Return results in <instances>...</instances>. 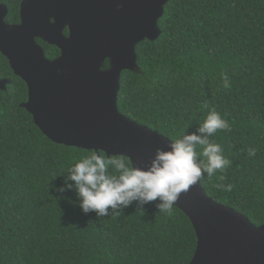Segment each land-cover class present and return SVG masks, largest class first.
<instances>
[{"label":"trees","instance_id":"16d2710c","mask_svg":"<svg viewBox=\"0 0 264 264\" xmlns=\"http://www.w3.org/2000/svg\"><path fill=\"white\" fill-rule=\"evenodd\" d=\"M22 1L0 0L7 24L20 23ZM158 26L157 40L136 45L137 70L121 74L119 113L174 142L214 108L231 126L212 138L231 165L202 176L201 187L264 225V0H170ZM39 43L49 60L59 55ZM0 80L9 82L0 90V264H189L196 236L175 206L169 214L159 199L142 209L133 201L119 216L97 217L80 209L74 189L59 192L68 169L93 151L41 133L21 107L26 84L1 54ZM229 183L231 191L216 186Z\"/></svg>","mask_w":264,"mask_h":264},{"label":"water","instance_id":"95a60500","mask_svg":"<svg viewBox=\"0 0 264 264\" xmlns=\"http://www.w3.org/2000/svg\"><path fill=\"white\" fill-rule=\"evenodd\" d=\"M169 1L23 0L15 25L5 22L7 9L0 5V54L26 84L28 98L21 107L47 139L124 157L141 168L157 148L168 150L172 141L121 115L117 98L122 72L137 70L136 45L161 35L158 22ZM36 39L58 48L60 57L46 59ZM8 84L0 80V90ZM173 206L196 236L189 264H264V225L256 227L214 202L200 180Z\"/></svg>","mask_w":264,"mask_h":264},{"label":"clouds","instance_id":"9594fccd","mask_svg":"<svg viewBox=\"0 0 264 264\" xmlns=\"http://www.w3.org/2000/svg\"><path fill=\"white\" fill-rule=\"evenodd\" d=\"M221 79L225 88L230 87L226 74L221 73ZM218 131H231V126L212 108L196 132H184L169 144L168 150L157 148L147 168L134 166L123 157L89 153L68 169L67 179L58 191L74 189L80 209L84 213L93 211L97 217L119 216L133 201L142 209L157 199L159 211L170 214L181 193L196 185L202 176L211 178L231 165L222 146L212 139ZM256 151L250 148L249 156H255ZM216 186L223 191L233 187L230 183Z\"/></svg>","mask_w":264,"mask_h":264},{"label":"flooded vegetation","instance_id":"af4514ba","mask_svg":"<svg viewBox=\"0 0 264 264\" xmlns=\"http://www.w3.org/2000/svg\"><path fill=\"white\" fill-rule=\"evenodd\" d=\"M50 22H51V24H54V20H50ZM62 35L64 36V37H68L69 36V30H68V28L67 27H65L64 29H63V31H62ZM36 41V43L41 47V49L43 50V46L42 45H40V43H39V41L40 42H43L45 45H48L47 43H45L44 41H42V40H40V39H36L35 40ZM48 46H50V45H48ZM53 47H55V46H53ZM56 48V47H55ZM58 49V48H57ZM43 52H44V50H43ZM60 52V51H59ZM44 55H45V52H44ZM58 57H60V53H59V55L56 57V58H54V59H52V60H50V61H53V60H55V59H57ZM46 59H48V58H46ZM49 60V59H48Z\"/></svg>","mask_w":264,"mask_h":264}]
</instances>
